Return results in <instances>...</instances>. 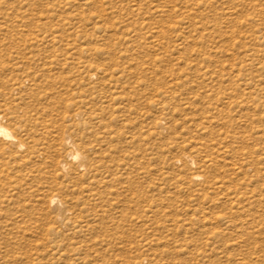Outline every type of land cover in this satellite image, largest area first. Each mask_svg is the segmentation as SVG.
<instances>
[{"label":"rangeland","instance_id":"rangeland-1","mask_svg":"<svg viewBox=\"0 0 264 264\" xmlns=\"http://www.w3.org/2000/svg\"><path fill=\"white\" fill-rule=\"evenodd\" d=\"M0 121V264H264V0H0Z\"/></svg>","mask_w":264,"mask_h":264},{"label":"bare ground","instance_id":"bare-ground-1","mask_svg":"<svg viewBox=\"0 0 264 264\" xmlns=\"http://www.w3.org/2000/svg\"><path fill=\"white\" fill-rule=\"evenodd\" d=\"M108 134V133H107ZM0 138H3V139H5V140H8V141H18L17 140V138L13 135V133L6 127V126H4V125H2V123H1V121H0ZM19 143V142H18ZM17 143V144H18ZM16 145V144H15ZM19 145V144H18ZM66 145H70V146H72V148L74 147V150L75 151H70V155H69V157H70V159L71 160H76V162H77V160H82V159H84L83 158V155H82V153L80 152V151H78L77 149H75V147H77V145H76V143H74L72 140L71 141H69V142H67V144ZM20 147H23V144L22 143H20V145H19ZM71 148V149H72ZM89 162H92V161H89ZM88 163V162H87ZM86 163V164H87ZM90 164V163H89ZM59 166H61L63 169H66L67 168V165L64 163V162H62V163H59L58 164ZM82 165H83V167H86V165H84V163H82ZM2 173V172H1ZM200 177V176H199ZM197 178V179H200V178ZM196 179V180H197ZM51 203L52 204H55V203H60L61 205H63V203L61 202V200L58 198V197H52V199H51Z\"/></svg>","mask_w":264,"mask_h":264}]
</instances>
